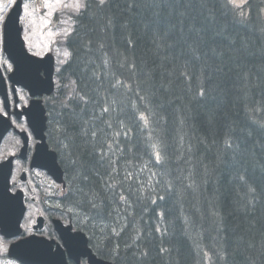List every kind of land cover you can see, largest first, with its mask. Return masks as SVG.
I'll return each mask as SVG.
<instances>
[{"label": "trees", "instance_id": "trees-1", "mask_svg": "<svg viewBox=\"0 0 264 264\" xmlns=\"http://www.w3.org/2000/svg\"><path fill=\"white\" fill-rule=\"evenodd\" d=\"M85 2L62 209L113 264H264V0Z\"/></svg>", "mask_w": 264, "mask_h": 264}, {"label": "flooded vegetation", "instance_id": "flooded-vegetation-1", "mask_svg": "<svg viewBox=\"0 0 264 264\" xmlns=\"http://www.w3.org/2000/svg\"><path fill=\"white\" fill-rule=\"evenodd\" d=\"M31 2L35 14L26 15L29 21L22 31L28 36L25 48L30 57L18 55L12 60L3 47V26L13 3L0 0V17L4 18L0 21V165L10 163V191H21L26 204L38 201V216L53 207V183L44 166L54 154L59 159L61 146L55 141L54 118L64 84L59 77L62 64L54 35L60 16L57 13L52 23H47L45 12H53V7L45 10L43 0H22V14L25 4Z\"/></svg>", "mask_w": 264, "mask_h": 264}, {"label": "water", "instance_id": "water-1", "mask_svg": "<svg viewBox=\"0 0 264 264\" xmlns=\"http://www.w3.org/2000/svg\"><path fill=\"white\" fill-rule=\"evenodd\" d=\"M21 14L20 2L10 11L4 23V50L10 59L18 55L27 56L24 42L21 37L19 17ZM56 183H63V173L56 162L55 154L50 164L44 166ZM10 170L0 169V232L6 237L20 234V222L24 215L22 194L9 193ZM40 219L34 229L40 228ZM54 228L62 240V246L55 245L52 240L31 236L12 244L8 256L18 260L21 264H67L66 256L78 259L87 257L89 264H109L97 259L87 247V238L81 232H73L71 226H63L54 220ZM55 246V247H54ZM55 248V249H54ZM77 261V260H76Z\"/></svg>", "mask_w": 264, "mask_h": 264}, {"label": "snow or ice", "instance_id": "snow-or-ice-1", "mask_svg": "<svg viewBox=\"0 0 264 264\" xmlns=\"http://www.w3.org/2000/svg\"><path fill=\"white\" fill-rule=\"evenodd\" d=\"M11 3H15V0H10ZM229 2L232 4L233 7H241L242 6V0L241 2H237V0H229ZM99 3L101 6L105 3V0H99ZM55 5V10L53 12H45V14L49 17L47 20V23H52V17L56 16L57 13H66L67 18L65 20L60 21V23H63L67 25L66 27L59 29L57 32L54 33V35L61 37L64 40H67L68 38L72 37L73 34L76 31L77 21L78 19L87 11V3L85 0H43V8L45 10L53 7ZM25 9L28 8V5L25 4ZM31 14V13H29ZM4 18L0 17V21H2ZM34 55H38L35 54ZM64 59L61 61V64H67L70 62L72 58V52L69 51L67 48H65L63 52ZM201 95L203 93L201 92ZM107 111V109H105ZM143 119V117H141ZM156 160L159 162L161 160V156L159 153H156ZM124 197L121 196V200H123ZM160 199H163V197H160ZM155 203V201H153ZM95 206V205H94ZM115 231V230H114ZM119 235V233H116Z\"/></svg>", "mask_w": 264, "mask_h": 264}, {"label": "rangeland", "instance_id": "rangeland-1", "mask_svg": "<svg viewBox=\"0 0 264 264\" xmlns=\"http://www.w3.org/2000/svg\"><path fill=\"white\" fill-rule=\"evenodd\" d=\"M237 2H241V0H237ZM243 3H245V0H242V6L241 7H243ZM55 7L56 6L53 5V8H52L53 11L55 10ZM29 13H31V14H29ZM32 14H35V7H34V3L33 2H31L28 5V8L25 9V11L23 13V16L21 17L22 26H26L28 24L29 19L26 18V15L28 16V15H32ZM58 15L60 16L59 18L61 19V21L62 20H65L67 18V14L66 13H58ZM66 26L67 25H65L63 23H60V22L57 24V27L59 29H62L64 27H66ZM27 38H28V36L24 34L25 42L28 41ZM57 40L59 42V59H60V62H61L64 59L63 52H64V50L66 48V46L64 45L66 40L62 39L59 36H57ZM69 95H70V93H69ZM61 193L62 192L58 191L57 192V195L58 196H61ZM37 202L34 203V204H32L31 202L27 204V212H26L25 218H24V220L22 222V230H23L24 235H28V234H31L32 233L31 232V227H32V224H34V222H35L36 214L39 213V212H41L40 211L41 210L40 209V205ZM48 216L49 217L50 216H52V217H59L64 222H66V223L68 222V217L63 216L61 213H58L56 211L55 212H50L48 214ZM48 216H47V218L50 219ZM41 234L43 236H45V237L47 236L49 238H56V235L54 234V232H53L52 228L49 226V224H48V227L47 226L45 227V229L42 231ZM8 244H9V241L3 239L0 236V264H16L12 260H9V259L5 258Z\"/></svg>", "mask_w": 264, "mask_h": 264}, {"label": "bare ground", "instance_id": "bare-ground-1", "mask_svg": "<svg viewBox=\"0 0 264 264\" xmlns=\"http://www.w3.org/2000/svg\"><path fill=\"white\" fill-rule=\"evenodd\" d=\"M226 91V90H225ZM140 174V173H139ZM209 204V203H208ZM260 205V204H259ZM196 209V208H195ZM199 214V213H198ZM236 255V254H235ZM238 255V254H237ZM239 256V255H238ZM241 259V258H240ZM249 261V260H248Z\"/></svg>", "mask_w": 264, "mask_h": 264}]
</instances>
